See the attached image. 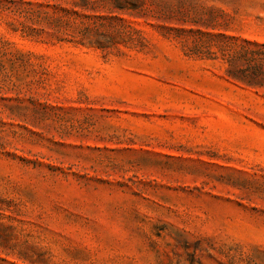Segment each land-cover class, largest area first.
Instances as JSON below:
<instances>
[{
	"label": "rangeland",
	"instance_id": "1",
	"mask_svg": "<svg viewBox=\"0 0 264 264\" xmlns=\"http://www.w3.org/2000/svg\"><path fill=\"white\" fill-rule=\"evenodd\" d=\"M244 40L264 0H0V264H264Z\"/></svg>",
	"mask_w": 264,
	"mask_h": 264
},
{
	"label": "trees",
	"instance_id": "2",
	"mask_svg": "<svg viewBox=\"0 0 264 264\" xmlns=\"http://www.w3.org/2000/svg\"><path fill=\"white\" fill-rule=\"evenodd\" d=\"M227 58L229 77L250 87H264V44L244 40Z\"/></svg>",
	"mask_w": 264,
	"mask_h": 264
}]
</instances>
